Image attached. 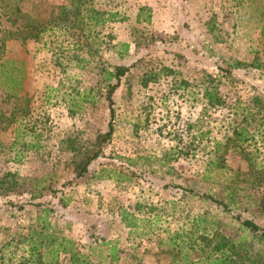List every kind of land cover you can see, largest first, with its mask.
<instances>
[{
    "label": "rangeland",
    "instance_id": "1",
    "mask_svg": "<svg viewBox=\"0 0 264 264\" xmlns=\"http://www.w3.org/2000/svg\"><path fill=\"white\" fill-rule=\"evenodd\" d=\"M9 1L19 13L0 1V38L67 3ZM94 6L125 20L97 27L84 48L74 47L73 29L56 28L36 42L6 39L0 51V59L23 64L30 109L19 137L18 121L4 131L0 125V175L15 173L26 180L25 193L38 185L42 195L0 196V248L40 209L51 210L52 229L73 242L83 264H176L163 243L174 231L190 233L198 215L233 237L235 216L264 228V0H95ZM139 7L150 9V23L136 22ZM126 43L128 53L119 56ZM235 63L240 68H230ZM116 65L129 71L112 96L111 118L102 71ZM206 87H216L219 105L205 99ZM84 90L89 96L80 101ZM18 103L0 91L6 116ZM110 121L101 157L74 179L67 140L89 148ZM31 142L40 148L21 147ZM123 209L137 220L135 228L122 222ZM110 247L117 261H110ZM57 264L72 263L63 254Z\"/></svg>",
    "mask_w": 264,
    "mask_h": 264
},
{
    "label": "trees",
    "instance_id": "2",
    "mask_svg": "<svg viewBox=\"0 0 264 264\" xmlns=\"http://www.w3.org/2000/svg\"><path fill=\"white\" fill-rule=\"evenodd\" d=\"M4 3L3 9L11 14L18 15L19 9L13 10L14 1ZM95 0H67L59 7V11L50 12L46 20L37 21L31 24H23L22 27L15 29L14 32L7 31L6 35L0 38V51L4 48L6 39L20 40L21 44L27 41H38L43 33L52 31L56 28L67 30L73 29L76 38L74 41L75 48H84L89 42L94 41L97 37L94 30L97 27H103L113 22H123L125 17L121 16L117 11L100 10L94 6ZM13 12V13H12ZM136 22H151V12L149 8L139 7L135 15ZM262 38V51L264 53V35ZM123 49L119 52L128 53L129 45L121 44ZM23 64L9 59H0V91L5 98L19 102L14 105L11 113L6 116L0 111V125L6 130L17 121L19 127H14L16 137L22 134L20 126L23 118L29 114L27 106V94L24 93L25 71L22 69ZM241 63H235L230 68H240ZM254 66H259L254 64ZM229 71L228 69H226ZM129 71L125 66H112L102 71L103 87L105 89V100L108 104L111 118L113 117V94L120 86V80ZM157 74L151 75L149 80H155ZM153 78V79H152ZM145 84V83H144ZM203 96L209 104L217 106L220 104V98L217 96L216 87L204 88ZM89 91L79 93V100L89 96ZM22 119L18 120V117ZM17 118V119H16ZM21 124V125H20ZM113 133L112 121L108 124V130L104 133H98L95 140L89 148L75 147V142L67 140L68 149L73 152L72 171L74 179H79L87 174L91 163L101 157L104 147L111 140ZM18 143V138L10 143V149H13ZM21 147L27 149H39L40 145L36 143L23 144ZM18 160L15 151L13 157ZM41 180L37 179V182ZM26 180L18 177L17 174L6 172L0 175V196L8 197L11 194L22 196L27 194L30 200L40 198L42 195L38 191V185L32 191L25 193ZM33 184V182H31ZM54 192V191H51ZM217 205H223L221 201L213 197H205ZM60 200V199H59ZM261 210H264V194L260 199ZM40 208V204L34 205ZM66 206V203L64 205ZM224 206V205H223ZM226 208V206H224ZM51 210L40 209L37 211L34 221L26 227L19 229L15 233V237L11 239L9 245L4 244L0 248V264H57L61 255L69 256L72 264H83L84 258L79 257L74 252L73 242L67 237L57 234L49 222ZM121 220L128 228H135L136 219L127 210L121 211ZM206 217V216H205ZM204 215H198L191 222L192 231L190 233H181L174 231L169 234L164 245L167 246L165 251L170 257L171 262L176 264H264V228L253 222L252 220L235 216L234 219L238 224V234L233 237L229 234H222L216 229L217 222L208 221ZM91 237V236H90ZM14 250H11V247ZM110 261H117L115 247L109 249Z\"/></svg>",
    "mask_w": 264,
    "mask_h": 264
}]
</instances>
